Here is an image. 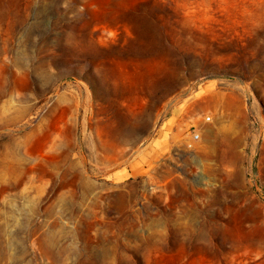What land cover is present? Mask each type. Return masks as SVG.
Segmentation results:
<instances>
[{
	"label": "rangeland",
	"instance_id": "374dc122",
	"mask_svg": "<svg viewBox=\"0 0 264 264\" xmlns=\"http://www.w3.org/2000/svg\"><path fill=\"white\" fill-rule=\"evenodd\" d=\"M0 264H264V0H0Z\"/></svg>",
	"mask_w": 264,
	"mask_h": 264
},
{
	"label": "built area",
	"instance_id": "2783aa9c",
	"mask_svg": "<svg viewBox=\"0 0 264 264\" xmlns=\"http://www.w3.org/2000/svg\"><path fill=\"white\" fill-rule=\"evenodd\" d=\"M210 118V117H209ZM198 137V135H196Z\"/></svg>",
	"mask_w": 264,
	"mask_h": 264
}]
</instances>
